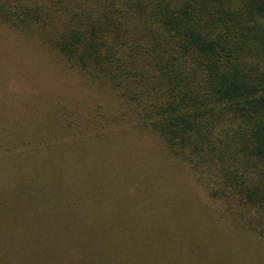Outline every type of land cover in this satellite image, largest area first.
Listing matches in <instances>:
<instances>
[{"label":"trees","instance_id":"obj_1","mask_svg":"<svg viewBox=\"0 0 264 264\" xmlns=\"http://www.w3.org/2000/svg\"><path fill=\"white\" fill-rule=\"evenodd\" d=\"M4 42L23 63L45 59L78 79L80 99L59 94L44 105L65 128L95 139L119 127L153 136L222 223L264 246V0H0ZM16 224L0 239L30 243L1 242L0 264L109 260L90 244L97 229Z\"/></svg>","mask_w":264,"mask_h":264},{"label":"rangeland","instance_id":"obj_2","mask_svg":"<svg viewBox=\"0 0 264 264\" xmlns=\"http://www.w3.org/2000/svg\"><path fill=\"white\" fill-rule=\"evenodd\" d=\"M0 45V233L14 223L25 231L97 229L101 236L89 241L109 251L106 264L116 261L112 251L122 264H264V246L218 219L158 139L129 127L96 139L65 128L44 105L80 99L78 79L45 59L23 63L14 42Z\"/></svg>","mask_w":264,"mask_h":264}]
</instances>
